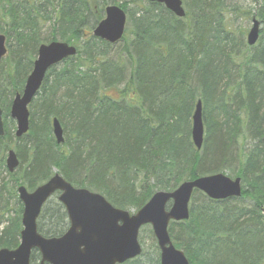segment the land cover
Masks as SVG:
<instances>
[{
    "label": "trees",
    "instance_id": "1",
    "mask_svg": "<svg viewBox=\"0 0 264 264\" xmlns=\"http://www.w3.org/2000/svg\"><path fill=\"white\" fill-rule=\"evenodd\" d=\"M247 1L181 0L185 17L177 18L147 0H0L7 45L0 62V175L8 177L0 180V208L10 213L12 199L15 211L0 230V249L19 245L17 188L34 191L54 170L129 212L156 192L227 171L241 180V197L213 201L194 191L189 219L169 224L170 239L189 264H264V27L248 46L246 28L237 25L253 18L263 24L264 0ZM107 6L120 7L127 18L116 44L92 36ZM52 42L74 46L76 55L48 71L28 108L29 130L15 138L11 101L22 92L39 46ZM198 101L200 150L191 138ZM53 119L62 144L53 136ZM9 150L19 160L12 174L5 167ZM67 227L64 208L50 199L38 233L59 237ZM146 229L153 252L124 264H159L150 227L140 230L139 241ZM40 259L33 251L31 263Z\"/></svg>",
    "mask_w": 264,
    "mask_h": 264
},
{
    "label": "water",
    "instance_id": "2",
    "mask_svg": "<svg viewBox=\"0 0 264 264\" xmlns=\"http://www.w3.org/2000/svg\"><path fill=\"white\" fill-rule=\"evenodd\" d=\"M164 5L177 18H184L181 0H147ZM105 17L93 29L92 35L109 44L118 43L125 32L126 15L118 6H107ZM246 36L248 46H254L264 23L252 19ZM6 38L0 34V61L6 56ZM76 55V48L66 43L42 44L37 50L36 60L25 81L21 94L12 101L10 117L15 121V137L21 138L29 130L28 106L38 95L47 72L63 60ZM52 133L57 144L63 143V131L57 121L52 120ZM4 135L0 109V138ZM204 127L202 103L198 101L192 116L191 138L197 150L203 144ZM5 165L13 173L19 160L13 150L7 152ZM194 191L202 192L214 201L237 199L242 188L239 178L230 179L223 174L199 177L183 182L173 192H157L136 213L113 207L98 193L74 188L60 175L54 174L45 184L32 192L25 187L17 189L23 206L20 242L16 249H0V264H31L30 256L37 251L39 264H124L141 255L139 231L150 226L160 252V264H189L181 250L171 242L168 226L170 222H182L189 218V203ZM55 193L63 206L68 228L60 237L46 238L37 231V219L43 205Z\"/></svg>",
    "mask_w": 264,
    "mask_h": 264
},
{
    "label": "rangeland",
    "instance_id": "3",
    "mask_svg": "<svg viewBox=\"0 0 264 264\" xmlns=\"http://www.w3.org/2000/svg\"><path fill=\"white\" fill-rule=\"evenodd\" d=\"M247 4H251V2H250V0H248L247 2H246V5ZM240 25L241 24V26L243 27V28H246V30H247V32H246V36H247V33H248V31H249V29H250V27H251V21H245V20H243L242 19V21H238V23H237V25ZM247 146H249V143L247 142ZM246 146V147H247ZM251 146V145H250ZM249 146V147H250ZM53 173H55V170L53 171ZM224 174L225 175H228V172L227 171H224ZM3 180V181H7L8 180V177L6 176V174L5 173H3V174H1L0 175V180ZM0 183H1V181H0ZM4 196H5V194H4ZM3 196V200L2 201H4L5 199H6V197H4ZM56 198V196H53L51 199H55ZM7 200V199H6ZM9 201V208H11V212L10 213H3V211H2V209L0 208V222L1 223H3V224H1L0 225V230L2 229V227L5 225L4 223H5V220L7 219V218H9V217H11V216H15V211H14V201L12 200V199H9L8 200ZM148 229V228H147ZM146 229V238L142 241V243H141V248H142V251L144 250V252L146 251V252H153V250H152V246H151V242L149 241V239L147 238V235H148V230ZM151 229V228H150Z\"/></svg>",
    "mask_w": 264,
    "mask_h": 264
},
{
    "label": "flooded vegetation",
    "instance_id": "4",
    "mask_svg": "<svg viewBox=\"0 0 264 264\" xmlns=\"http://www.w3.org/2000/svg\"><path fill=\"white\" fill-rule=\"evenodd\" d=\"M2 122H3V124H4L3 117H2Z\"/></svg>",
    "mask_w": 264,
    "mask_h": 264
}]
</instances>
